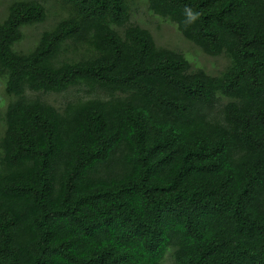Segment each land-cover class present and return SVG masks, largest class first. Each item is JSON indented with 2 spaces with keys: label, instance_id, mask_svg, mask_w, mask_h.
Returning <instances> with one entry per match:
<instances>
[{
  "label": "trees",
  "instance_id": "trees-1",
  "mask_svg": "<svg viewBox=\"0 0 264 264\" xmlns=\"http://www.w3.org/2000/svg\"><path fill=\"white\" fill-rule=\"evenodd\" d=\"M143 2L221 72L158 46L128 0L8 3L0 264H264V0Z\"/></svg>",
  "mask_w": 264,
  "mask_h": 264
},
{
  "label": "rangeland",
  "instance_id": "rangeland-1",
  "mask_svg": "<svg viewBox=\"0 0 264 264\" xmlns=\"http://www.w3.org/2000/svg\"><path fill=\"white\" fill-rule=\"evenodd\" d=\"M145 0H128L130 3V13L133 22L148 28L153 35L155 42L158 46L169 47V49L182 52L190 61L191 69H202L207 74L218 75L221 69L227 64L224 57H210L205 55L200 49L195 47L191 42L186 41L182 35L178 32L174 24L166 21H160L147 11ZM10 0H0V19L6 16V7ZM59 12V7L49 4L47 20L44 23L37 24L31 27H27L23 30L24 39L16 46V49L25 51L29 49L42 31L49 29L55 22ZM16 45V44H15ZM15 45L13 47L15 49ZM218 71H220L218 73ZM3 81L0 80V119L4 112L5 106L8 102V97L5 95ZM54 105L61 106L66 100V96L63 93H41V92H29V97H37ZM223 102V101H222ZM2 121V120H1ZM2 134V126H0V136ZM166 253L172 255V251L168 250ZM163 264H172L170 258H167Z\"/></svg>",
  "mask_w": 264,
  "mask_h": 264
},
{
  "label": "clouds",
  "instance_id": "clouds-1",
  "mask_svg": "<svg viewBox=\"0 0 264 264\" xmlns=\"http://www.w3.org/2000/svg\"><path fill=\"white\" fill-rule=\"evenodd\" d=\"M199 17V13H194L191 9L186 8L185 9V20L184 23L187 26L188 24H191L195 22V20Z\"/></svg>",
  "mask_w": 264,
  "mask_h": 264
}]
</instances>
